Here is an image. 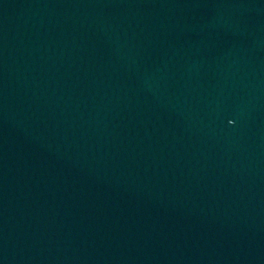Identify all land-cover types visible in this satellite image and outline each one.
Wrapping results in <instances>:
<instances>
[{"label":"water","instance_id":"1","mask_svg":"<svg viewBox=\"0 0 264 264\" xmlns=\"http://www.w3.org/2000/svg\"><path fill=\"white\" fill-rule=\"evenodd\" d=\"M0 264H264V0H0Z\"/></svg>","mask_w":264,"mask_h":264}]
</instances>
